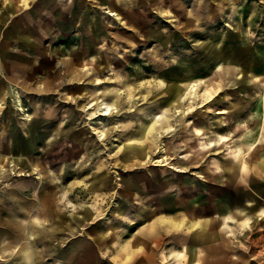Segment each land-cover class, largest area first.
Masks as SVG:
<instances>
[{"label":"rangeland","instance_id":"1","mask_svg":"<svg viewBox=\"0 0 264 264\" xmlns=\"http://www.w3.org/2000/svg\"><path fill=\"white\" fill-rule=\"evenodd\" d=\"M57 2L0 0V264H147L140 234L230 196L251 227L152 264H264V0Z\"/></svg>","mask_w":264,"mask_h":264},{"label":"crops","instance_id":"2","mask_svg":"<svg viewBox=\"0 0 264 264\" xmlns=\"http://www.w3.org/2000/svg\"><path fill=\"white\" fill-rule=\"evenodd\" d=\"M41 3H43V5L45 6V9H48L49 5H52V4L54 5L53 10H50V9L49 10H50V13L52 14L53 19L56 21V23L58 22V24H62V21L64 20L63 17L64 16L66 17L72 14V10L74 9L73 7L69 8L68 10H61L60 8H57L58 7L57 0H51L47 2L46 0H41ZM95 33H98L97 29ZM6 35L8 36V33ZM0 91H1L2 96L6 98V95L4 96V92H5L4 88H2V90ZM126 170L128 171L129 169H124L123 171L127 172ZM211 176H213L214 181H216L217 177H219L214 173ZM219 178L225 179V183L227 185L233 184V181L231 179L228 180V178H224V177H219ZM212 189L213 190L212 191L209 190V192L213 193L216 197V193L218 191L216 190L217 186L213 184ZM219 193L224 194L226 193V190H221L219 191ZM207 198L209 197L207 196ZM208 200H209V203H208ZM240 201H241V197H235L233 199L230 196L227 199L228 203L220 201V200H215V199L210 200V198L204 199V200L200 199L195 202H192L191 208H195V209L213 208L215 213H213V215H210V213H205L204 220L206 221H202L199 224V226H196V227H199V229L197 228L190 229L188 227L187 230L182 229L180 232H173L172 227H168V228L165 227V229L162 230L159 224L157 223V225L153 226V229L155 231L151 230L149 233L140 234V237H142L140 238V244L138 245V247L135 245L136 247L132 249V252L129 255V257L128 258L124 257L125 260L130 262L131 260L138 261L139 258H141V261L145 260L147 264H152L154 261L152 256L155 255L156 252H158V247L163 242H170L171 244L174 245V247L171 248L169 253L175 255V257L178 260L184 259L187 253H196V256L199 257L200 256L199 254H203L205 251V249L203 248L204 247L206 248L205 244H206V241L208 240L207 233H206L207 229L208 230L213 229L216 232V230L218 231L217 226L218 228L219 226H223V228H228V232L232 233L231 227L229 225H232L231 223L232 220L235 221L237 219H240V217H238V213H242L243 215L245 214L246 216L244 218L245 223L247 224V222H249L250 227H251L252 217H249L251 216V214L248 212L247 208L235 207L234 210L230 208L231 204H237ZM246 206L248 207L253 206V204L252 202L248 201ZM260 211L261 210L258 211L259 212L258 214H260ZM258 214H255V216H257ZM262 214L264 216V211L262 212ZM192 215L193 214H191L190 216L192 220H199V219L203 220V217L201 218L198 215L193 217ZM164 223L165 225H167L168 220L164 219ZM152 243L156 244V248H153L151 246ZM136 255H138V257H136ZM198 262H199V258H196L193 264H198Z\"/></svg>","mask_w":264,"mask_h":264},{"label":"bare ground","instance_id":"3","mask_svg":"<svg viewBox=\"0 0 264 264\" xmlns=\"http://www.w3.org/2000/svg\"><path fill=\"white\" fill-rule=\"evenodd\" d=\"M194 88V87H193ZM195 89V88H194ZM16 99H17V102H18V104L20 105V106H22L21 104H23L22 103V100H21V96H19V95H17V97H16ZM89 107V106H88ZM94 108V107H93ZM164 108V107H163ZM105 110L100 114V116H104V117H106V116H110L111 114H112V109H111V106H106L105 108H104ZM93 130H95L94 131V133L96 134V135H98L100 138H105V134H104V132L102 131V130H96V129H93ZM159 162H162V161H160V160H158V161H155V163H159ZM165 165H168V164H165ZM79 171V170H78ZM127 171V170H126ZM6 172H8V171H6ZM6 172H4V174H1L0 173V184H2V183H4L5 181H7V178H9V176H10V174H7ZM80 173V172H79ZM77 175V174H76ZM74 176V175H73Z\"/></svg>","mask_w":264,"mask_h":264}]
</instances>
